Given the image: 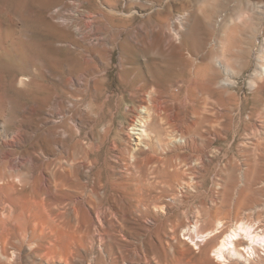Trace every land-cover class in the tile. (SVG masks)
Returning <instances> with one entry per match:
<instances>
[{
	"label": "rangeland",
	"instance_id": "374dc122",
	"mask_svg": "<svg viewBox=\"0 0 264 264\" xmlns=\"http://www.w3.org/2000/svg\"><path fill=\"white\" fill-rule=\"evenodd\" d=\"M262 68L264 0H0V264H264Z\"/></svg>",
	"mask_w": 264,
	"mask_h": 264
},
{
	"label": "bare ground",
	"instance_id": "6f19581e",
	"mask_svg": "<svg viewBox=\"0 0 264 264\" xmlns=\"http://www.w3.org/2000/svg\"><path fill=\"white\" fill-rule=\"evenodd\" d=\"M112 1V4H114L115 2H116V0H111ZM113 7V6H112ZM209 17H210V15H209ZM40 18V17H39ZM103 30V29H102ZM97 31V30H96ZM115 34H117V33H115ZM115 36V35H114ZM119 36V35H118ZM120 37V36H119ZM122 40H124V39H122ZM219 57V56H218ZM210 58V57H209ZM90 61V60H89ZM214 61V60H213ZM90 64V63H89ZM210 66V65H209ZM209 66H207V69H209V71H211L212 72V70H211V68L209 67ZM106 68V67H105ZM206 68V67H205ZM214 70V69H213ZM262 71H264V68H262L261 69ZM140 73V72H139ZM264 73V72H263ZM212 74V73H211ZM210 74V75H211ZM100 75V74H99ZM209 75V74H208ZM144 76V75H143ZM216 76V75H215ZM135 77V76H134ZM213 77V76H212ZM215 79H217V78H215ZM219 79V78H218ZM214 81V80H213ZM139 82V81H138ZM142 82V81H141ZM135 86V85H134ZM150 90H151V88H150ZM149 90V91H150ZM99 91H100V89H99ZM98 91V92H99ZM96 92H97V90H96ZM145 92V91H144ZM152 92V91H151ZM146 94V93H145ZM148 94H149V92H148ZM147 94V95H148ZM143 95V94H142ZM100 96V95H99ZM140 96V95H139ZM146 96V95H145ZM155 96V95H154ZM143 98V97H142ZM207 98V97H206ZM148 99V98H147ZM152 99V98H151ZM156 100H158V99H156ZM152 101V100H151ZM210 101H212V100H210ZM259 101V100H258ZM97 102H99V101H97ZM145 102V101H144ZM143 102V103H144ZM149 102V101H148ZM147 102V103H148ZM161 102V101H160ZM214 102V101H213ZM153 103V102H152ZM256 103V102H255ZM161 104V103H160ZM160 104H158L157 103V101L155 102V106H154V111H155V113H157V115H159L158 113H159V111H161L162 109V107H160L161 105ZM166 104V103H165ZM164 104V105H165ZM143 105V104H142ZM141 106V105H140ZM205 106V105H204ZM153 107V106H152ZM143 108V109H142ZM141 108V113L143 114V121L142 122H131V124H129L130 125V129H129V131L131 132V134H132V136H134V141H135V143H137V144H140V143H142V140L144 139V138H148V134H147V130H146V123L149 121V112L147 111L146 112V108L145 107H142ZM204 109H205V107H204ZM177 111V110H176ZM187 111V110H186ZM188 111H189V109H188ZM204 111V110H203ZM202 111V112H203ZM121 112V111H120ZM190 112V111H189ZM201 112V113H202ZM183 113H184V111H183ZM201 113H199V114H201ZM151 114H152V111H151ZM203 114H204V112H203ZM202 114V115H203ZM238 114V113H237ZM139 115V114H138ZM161 115V114H160ZM159 115V116H160ZM174 115V114H173ZM172 115V116H173ZM189 115H192L191 113H189ZM206 115V114H205ZM139 116H141V115H139ZM154 116V115H153ZM186 116H187V114H186ZM209 116V115H208ZM152 117V116H151ZM150 117V118H151ZM178 117V116H177ZM177 117H176V120H177ZM180 117V116H179ZM178 117V118H179ZM182 117H183V115H182ZM187 117H189V116H187ZM192 117V116H191ZM201 117V116H200ZM200 117H198V119H200ZM138 118V117H137ZM141 118V119H142ZM154 118V117H153ZM159 118V117H158ZM172 117H170L169 119H171ZM131 119V118H130ZM182 119V118H181ZM186 119V118H185ZM204 119V118H203ZM156 119L154 118V120L153 121H155ZM172 120V119H171ZM173 120H175L174 118H173ZM188 120V119H187ZM190 120V119H189ZM223 120V119H222ZM221 120V121H222ZM131 121V120H130ZM129 121V122H130ZM140 121V120H139ZM183 121H184V118H183ZM197 120H195V123H197V125H198V121L196 122ZM168 122H169V120H168ZM167 122V123H168ZM179 122H180V120H179ZM179 122H178V124H179ZM185 122H187V121H185ZM194 122V121H193ZM154 123V122H153ZM152 123V124H153ZM171 123V122H170ZM174 123H177V121L175 122L174 121ZM173 123V124H174ZM148 124H149V122H148ZM169 124V123H168ZM181 124V123H180ZM180 124L179 125H177V127H179L180 126ZM186 124V123H185ZM188 124V123H187ZM193 125H194V123H190V125H188L187 126V128H191V127H193ZM218 125V124H217ZM153 126V125H152ZM213 126V125H212ZM211 126V127H212ZM148 127V126H147ZM160 127V126H159ZM177 127H174L175 129L177 128ZM219 127V126H218ZM129 128V127H128ZM161 128V127H160ZM183 128H184V126H183ZM183 128L181 129V127H180V131L181 132H183L182 134H185V132H184V130H183ZM193 128H195V126L193 127ZM204 128V127H203ZM206 128V127H205ZM209 128V127H208ZM186 130V129H185ZM192 130V129H191ZM194 130V129H193ZM169 131V130H168ZM173 131H175V130H173ZM178 131H179V129H178ZM217 132V131H216ZM172 133V132H171ZM170 133V134H171ZM130 134V133H129ZM170 134H167V137H168V139H169V142L171 143V145H172V143H173V141H175L176 143H180L181 141H180V139L178 140V139H175L176 137H174V136H176V135H174V136H172V135H170ZM174 134V133H173ZM187 134V133H186ZM153 135V134H152ZM178 136V135H177ZM149 138H150V136H149ZM186 138V137H185ZM184 138V139H185ZM191 137H189V139H190ZM162 139V138H161ZM183 139V140H184ZM186 140H188V139H186ZM193 140V139H192ZM144 141V140H143ZM132 142V141H131ZM183 142H185V140L183 141ZM188 142V141H187ZM196 143V142H195ZM175 144V143H174ZM183 144V143H182ZM161 146V145H160ZM174 147V146H173ZM98 148V147H97ZM177 148V147H176ZM165 150V149H164ZM181 151V150H180ZM183 151V150H182ZM181 151V152H182ZM168 153V152H167ZM88 158V157H87ZM159 159V158H158ZM4 160V159H3ZM78 160V159H77ZM156 160V159H155ZM184 160V159H183ZM168 161V160H167ZM4 162V161H3ZM8 162V161H7ZM62 162V161H61ZM73 162V161H72ZM71 162V163H72ZM14 163V162H13ZM91 163V162H90ZM18 164V163H17ZM74 164V163H73ZM154 164V163H153ZM161 164V163H160ZM11 165V164H10ZM13 167V166H12ZM163 167V166H162ZM171 167V166H170ZM11 168V167H10ZM158 168V167H157ZM168 168V167H167ZM12 169V168H11ZM10 169V170H11ZM19 170V169H18ZM2 174L0 173V179L2 178V176H1ZM27 176V175H26ZM3 179V178H2ZM27 181H29V179H27L26 177H24V183H25V185L28 183ZM55 182V181H54ZM11 185V184H10ZM27 185H29V183L27 184ZM26 185V186H27ZM24 186V185H23ZM26 186H24V187H26ZM68 186V185H67ZM66 186V187H67ZM11 187L13 188L14 186H10V188L9 189H11ZM20 190V189H19ZM44 200V199H43ZM42 205V204H41ZM45 212H46V210H45ZM45 215V214H44ZM35 218V217H34ZM44 225V224H43ZM41 226V225H40ZM43 227V226H42ZM31 228H32V226H31ZM33 228H35V226L33 227ZM19 229V228H18ZM44 229V228H43ZM42 230V229H41ZM55 231V230H54ZM43 231H41V233H42ZM23 232H7L6 233V235L5 236H0L1 238H0V243H2V246L0 247V258H3V257H5V254H6V251H7V247L8 246H13V242H12V240H15V239H17L18 238V236H20V234H22ZM25 233V232H24ZM33 233H34V231L32 232L31 231V235H33ZM36 234V233H35ZM43 235H44V233H43ZM50 235V234H49ZM26 235H21V237L23 238V237H25ZM28 236V235H27ZM34 236V235H33ZM43 237V236H42ZM51 237V236H50ZM21 238V239H22ZM34 238H35V236H34ZM44 238V237H43ZM46 238H47V236H46ZM36 239V238H35ZM39 239V238H38ZM20 240V239H19ZM24 240H25V238H24ZM31 240H33L32 238H31ZM34 241V240H33ZM32 241V242H33ZM44 241H45V239H44ZM21 243V242H20ZM19 243V244H20ZM38 243H39V241H38ZM41 243V242H40ZM30 244V243H29ZM233 244V243H232ZM16 248V247H15ZM17 249V248H16ZM47 249V248H46ZM45 249V250H46ZM55 249H56V247H55ZM223 249H224V245H221L218 249H217V251L215 252L216 253V255H220L221 257H223ZM41 250V249H40ZM39 250V251H40ZM43 250V249H42ZM45 255H46V253H45ZM48 256V255H47ZM44 258V257H43ZM49 259V258H48ZM43 260V259H42ZM46 262V261H45Z\"/></svg>",
	"mask_w": 264,
	"mask_h": 264
}]
</instances>
